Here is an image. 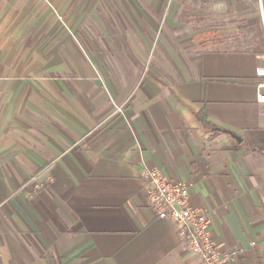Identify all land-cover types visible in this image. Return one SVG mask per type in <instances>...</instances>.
Listing matches in <instances>:
<instances>
[{"label": "crops", "instance_id": "0c3cea01", "mask_svg": "<svg viewBox=\"0 0 264 264\" xmlns=\"http://www.w3.org/2000/svg\"><path fill=\"white\" fill-rule=\"evenodd\" d=\"M73 1L0 0V264H203L145 168L189 186L229 264H264V0H202L241 35L184 49L174 0H104L70 30Z\"/></svg>", "mask_w": 264, "mask_h": 264}, {"label": "built area", "instance_id": "2783aa9c", "mask_svg": "<svg viewBox=\"0 0 264 264\" xmlns=\"http://www.w3.org/2000/svg\"><path fill=\"white\" fill-rule=\"evenodd\" d=\"M257 75L264 76V67L257 69ZM258 101L264 103V93L258 94ZM143 174L149 181L147 196L151 208L159 219H170L179 225L186 249L199 256L203 264H229L235 252L219 248L209 214L191 204L189 186L157 168H145Z\"/></svg>", "mask_w": 264, "mask_h": 264}, {"label": "rangeland", "instance_id": "374dc122", "mask_svg": "<svg viewBox=\"0 0 264 264\" xmlns=\"http://www.w3.org/2000/svg\"><path fill=\"white\" fill-rule=\"evenodd\" d=\"M46 1L52 4L55 0ZM103 1L74 0L73 3L65 7L60 19L65 27H69L70 30L74 28L73 25H77V28H80L86 22L82 21V19L81 22L74 21L76 15L86 16L87 19L89 14L100 13L104 9V5L101 4L104 3ZM167 14L173 21L169 22L166 20ZM161 15L162 32L167 34L182 49L190 44L189 35H194L207 28H214L217 33L216 37L225 41L220 47H232V41L234 38L236 39V36L233 37V35H241V32L236 27L237 23L234 21L232 7H228L223 13H217L212 10V7L205 6L202 0H174L173 4L161 7Z\"/></svg>", "mask_w": 264, "mask_h": 264}, {"label": "trees", "instance_id": "16d2710c", "mask_svg": "<svg viewBox=\"0 0 264 264\" xmlns=\"http://www.w3.org/2000/svg\"><path fill=\"white\" fill-rule=\"evenodd\" d=\"M201 120H202V122H203L204 124H208V125H209V123L206 121L205 116H202V117H201Z\"/></svg>", "mask_w": 264, "mask_h": 264}, {"label": "water", "instance_id": "95a60500", "mask_svg": "<svg viewBox=\"0 0 264 264\" xmlns=\"http://www.w3.org/2000/svg\"><path fill=\"white\" fill-rule=\"evenodd\" d=\"M236 139L240 140L238 135H233Z\"/></svg>", "mask_w": 264, "mask_h": 264}]
</instances>
